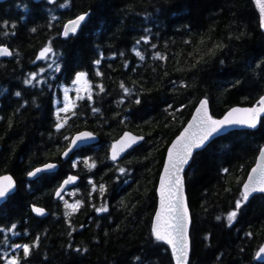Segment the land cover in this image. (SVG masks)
<instances>
[{"label":"trees","instance_id":"16d2710c","mask_svg":"<svg viewBox=\"0 0 264 264\" xmlns=\"http://www.w3.org/2000/svg\"><path fill=\"white\" fill-rule=\"evenodd\" d=\"M63 2L0 4V45L12 52L0 61V175L10 174L17 185L0 207V228L16 224L15 235L0 232V264L11 256L23 257V250L11 245L31 244L37 236L38 245L21 264H137L136 257L143 264H173L168 247L150 234L166 149L201 99L209 101L211 114L219 118L233 106L255 105L264 94V66L257 67L264 65L258 15L251 0H69L61 8ZM84 12L90 15L82 28L62 38L63 23ZM145 35L149 42L137 44ZM48 44L53 69L37 63ZM214 45L223 47L210 55ZM155 52L167 59H153ZM97 59L99 65L93 63ZM81 71L92 100L84 94L71 111L59 113L61 122L65 115L68 121L57 131L55 97ZM30 74L35 78L25 85ZM121 83L131 90L129 95ZM84 130L95 134L98 143L62 161L70 138ZM125 131L144 141L111 163L110 143ZM261 146L264 120L258 130L218 138L193 158L185 175L190 264H257L254 255L264 242V196L247 201L232 225L224 218ZM86 159L95 167L89 169ZM45 163L56 164V170L28 182L27 172ZM71 174L79 182L54 200L53 192ZM67 199L81 201L68 223ZM33 205L45 209V216H33ZM101 206L107 211L97 213L94 209Z\"/></svg>","mask_w":264,"mask_h":264},{"label":"snow or ice","instance_id":"6c2138e0","mask_svg":"<svg viewBox=\"0 0 264 264\" xmlns=\"http://www.w3.org/2000/svg\"><path fill=\"white\" fill-rule=\"evenodd\" d=\"M55 0H47L48 4H53ZM69 4V0H64V2L60 5L61 8L67 7ZM255 4L259 9V27L264 30V0H255ZM88 12L81 13L75 16L72 19L67 20L63 25V30L60 35L67 37L69 34H76L78 29L81 28V23L86 20V17H89ZM56 17L53 16L52 19ZM4 26H7V21L4 22ZM15 25H13L14 27ZM35 31V29H32ZM148 31L147 29L145 30ZM144 41V43L149 42V37L147 35L142 36L140 40L137 41V44L140 41ZM185 44H188L189 41H184ZM203 43V41H201ZM153 48L156 45H152ZM223 45H214L212 49L209 50L210 55H215V52L222 48ZM135 51V55L139 57L140 60H144L145 57L140 51ZM52 52V48L50 44L45 45L40 54L37 56V59L44 58L47 53ZM12 52L9 50L7 46L0 45V56H11ZM123 55V54H121ZM153 59L166 60L167 57L161 54L160 52L153 53ZM94 64L99 65L100 60H94ZM199 63V62H198ZM224 63V61H221ZM264 65L257 64V67H262ZM51 67V65H49ZM192 67H196L195 64ZM57 71H60V66L57 65ZM43 71V69H41ZM97 76L102 75L99 71L96 73ZM35 78V74H30V77L24 80V84L28 85L32 82V79ZM83 81V89L81 87V82ZM72 83L77 85L75 91L77 93V99H83L84 96H81L80 93L83 90L86 94V98L88 101L92 100L91 86L88 84L86 79L85 72H77L75 74V78ZM237 84L240 81H236ZM100 91L103 92L104 88L102 85H97ZM181 87H187V85L181 83ZM120 88L126 95L131 93V90L127 88L123 83L120 84ZM65 91V103L64 107L57 110V123L55 124V128L59 131L61 128L65 126L68 121L67 115L63 118V122H61L59 118V113L64 112L68 113L75 107V102L71 101L67 94V89ZM16 96H20V92L15 93ZM123 101H121L122 103ZM142 101L140 98L135 100L136 104H140ZM209 101L205 99H201L199 104L195 107V111L191 116V119L187 122V125L183 128V131L180 132L178 136L168 145L167 155L164 159V167L163 172L160 176V184L156 189L160 202L159 207L155 213V216L151 222V237L154 238L156 242H162L166 244L171 249V258L174 261V264H190L189 259V210L185 203L184 199V179L181 176V173L184 171L185 165L189 164V161L193 155V150L200 148L205 144L206 141L209 140L215 134L220 133L223 129L232 127V126H242L249 129H255L264 117V95H261L259 99L256 101L255 105L247 108H239L233 107L230 108L227 112L223 114L221 118H214L212 114H210L208 109ZM183 107V106H181ZM179 110V109H178ZM92 111L98 112L99 109L93 108ZM74 114V113H73ZM92 138V133L90 132H78L75 136L71 137L70 143L68 144L67 150L63 153V156H68L69 151L73 148V146L77 145L78 142L84 141ZM65 140H69V137L65 136ZM142 137L132 136L129 133L125 132L119 140L114 141L110 147V159L115 161L117 157L125 152L127 149L131 148L135 145ZM85 165L89 167V169L95 167V163L89 164L88 160L84 161ZM77 166L76 161H72V167L75 168ZM57 165L54 163H45L41 167H36L31 171L27 172L28 177H36L38 173L45 172L51 169L56 168ZM120 172H124L125 169L120 168ZM224 172H228V169H224ZM77 179L76 176H69L64 184L71 183ZM89 183H92L89 181ZM242 187L239 189L240 195L234 201V208L227 212V215L224 219H226L228 225H232L233 221L237 219L238 214L240 213L242 206L249 200L250 196L253 193H264V146H261L259 149V156L256 160L255 166L248 173L247 179L245 181L239 182ZM63 187V185H61ZM15 188V182L11 176L5 175L0 176V200H6L13 193ZM231 189H226V191H230ZM99 191L101 194L105 191V186L103 184L99 185ZM56 196L62 199L61 192L58 189L56 191ZM81 206V201L77 200L75 203L64 202V217L66 223H68V218L75 213L79 207ZM97 213L107 211V208L101 206L94 209ZM32 212L37 215H43L45 209L32 206ZM217 220H221V216L216 217ZM69 227L71 225L69 224ZM83 227V225H81ZM16 228V224H12L8 228H0V232H11L12 234H16L13 230ZM68 235L71 236V231L68 232ZM246 236H251L252 233H245ZM207 239V237H205ZM39 242V236H37L31 244H13L12 248L19 250H23V257L18 258L17 256L8 257L6 260V264H21V260L28 258L31 253V249L36 247ZM7 244V240L4 241ZM76 251H81L80 249H76ZM87 251V249H84ZM243 251V249H242ZM264 254V244L259 246L258 251L255 252V257H262ZM7 256V253L4 254ZM3 258V257H0ZM137 264H143V261L140 257L135 258Z\"/></svg>","mask_w":264,"mask_h":264},{"label":"water","instance_id":"95a60500","mask_svg":"<svg viewBox=\"0 0 264 264\" xmlns=\"http://www.w3.org/2000/svg\"><path fill=\"white\" fill-rule=\"evenodd\" d=\"M8 1H10V0H0V4L1 3H5V2H8ZM33 1H38V0H33ZM251 3H252V5H253V8H254V10H255V12H256V14L258 15V19H260V17H259V9L257 8V6H256V4H255V0H251ZM88 19V17H86V20ZM86 20L85 21H83L82 23H81V28H82V26L85 24V22H86ZM67 22V21H66ZM66 22H64V23H66ZM64 23H63V25H64ZM63 25H62V28H61V32H62V30H63ZM80 28V29H81ZM260 28V27H259ZM80 29H78V31L80 30ZM77 31V32H78ZM260 31L262 32V34H264V30H262L261 28H260ZM72 35H74V34H69V36H67V37H64V36H62L61 35V37L62 38H64V39H66V38H69V37H71ZM10 50V49H9ZM8 58H10V56H0V61L1 60H4V59H8ZM264 95V94H263ZM203 99H205V98H203ZM198 104H199V102H198ZM197 104V105H198ZM196 105V106H197ZM233 107H239V108H247V107H252V106H233ZM233 107H231V108H233ZM208 109H209V112H210V114H211V110H210V103L208 104ZM194 111H195V109L193 110V112L191 113V115H190V117H189V119H188V121L191 119V116H192V114L194 113ZM228 111V110H227ZM226 111V112H227ZM223 116V115H222ZM221 116V117H222ZM221 117H219V118H221ZM262 117H264V114H262ZM215 118V117H214ZM187 121V122H188ZM187 122H186V124L183 126V128L187 125ZM260 124H261V122L260 123H258V126L255 128V129H249V128H246V127H242V126H232V127H228V128H225V129H223L220 133H218V134H215V135H213L212 137H210L209 138V140L208 141H206L205 142V144L204 145H202L200 148H198V149H194L193 150V155H192V157H191V159H190V161H189V164L188 165H185V168H184V171L181 173V176L183 177V179H184V199H185V203H186V205H187V207H188V210H189V217H190V224H189V228H188V231H189V248H190V229H191V212H190V209H189V205H188V200H187V195H186V187H185V175H186V173H187V171H188V169H189V167L191 166V164H192V161H193V158L199 153V152H201V151H203L211 142H213L214 140H216V139H218V138H221V137H223V136H226V135H228V134H230V133H233V132H238V131H256V130H258L259 129V127H260ZM183 128L180 130V132L181 131H183ZM81 132H90V131H87V130H84V131H81ZM125 132H127V133H129L130 135H132V136H137V137H142V136H138V135H135L134 133H132V132H130V131H125ZM125 132H123L116 140H119L120 138H121V136L125 133ZM180 132L176 135V136H178L179 134H180ZM90 133H92V132H90ZM77 134V133H76ZM76 134H74L73 136H75ZM72 136V137H73ZM176 136H175V138H176ZM174 138V139H175ZM173 139V140H174ZM70 140H71V138H70ZM70 140H69V143H70ZM98 137L95 135V134H93L92 133V138L91 139H87V140H84V141H80V142H78V144L77 145H75V146H73V148L71 149V151H69V153H68V156H63V153L67 150V148H68V145H67V148L62 152V154H61V156H60V158H61V160L62 161H66L72 154H74L75 152H77L78 150H80L81 148H83V147H87V146H92V145H96L97 143H98ZM116 140H114V141H116ZM172 140V141H173ZM114 141H112L111 143H110V147H111V144L114 142ZM143 141H144V138L142 137V139L141 140H139L135 145H133L131 148H129V149H127L125 152H123V153H121L118 157H117V159L115 160V161H113V160H111L110 159V147H109V151H108V158H109V161L111 162V163H118V162H120L130 151H132L133 149H135L136 147H138V146H140L142 143H143ZM171 141V142H172ZM170 142V143H171ZM68 143V144H69ZM168 148V147H167ZM166 155H167V149H166V152H165V156H164V159L166 158ZM258 156H259V152H258V155H257V157H256V159H255V162H254V164H253V166L249 169V171H248V173L251 171V169L255 166V164H256V160H257V158H258ZM42 166V165H41ZM41 166H38V167H41ZM163 167H164V160H163V164H162V168H161V170H160V173H159V176H158V180H157V184H156V188H155V196H156V206H155V210H154V213H153V215H152V219H153V217L155 216V213H156V211H157V209H158V207H159V202H160V198H159V195H158V193H157V191H156V189L159 187V184H160V176H161V174H162V172H163ZM57 168V167H56ZM56 168H54V169H51V170H48V171H45V172H41V173H38L37 174V176L36 177H28V176H26V180L28 181V182H32V181H36L37 179H39V177L41 176V175H43V174H45V173H52V172H54L55 170H56ZM248 173H247V175H246V178H245V180L247 179V176H248ZM5 175H8V176H11L10 174H3V175H0V176H5ZM69 176H76V175H69ZM69 176H67L61 183H60V185L55 189V191L53 192V199L54 200H58V199H60L59 197H57L56 196V191L59 189L60 190V192H61V196H63L67 191H69V190H71L78 182H79V177H77V179L75 180V181H73V182H71V183H68V184H64V181L69 177ZM12 177V176H11ZM13 178V177H12ZM244 180V181H245ZM13 181H14V179H13ZM15 182V181H14ZM61 185H63V187H61ZM242 187V186H241ZM16 188H17V185H16V182H15V188H14V190H13V193L10 195V197L12 196V195H14L15 194V192H16ZM258 195H263L264 196V193H259V192H257V193H253L251 196H250V198H249V200L248 201H250V200H252L255 196H258ZM7 200H8V198L6 199V200H0V207L2 206V205H4L6 202H7ZM37 207V206H36ZM31 213H32V215L33 216H35V217H43L44 215H45V212H44V214L43 215H37V214H35L34 212H32V207H31ZM152 219H151V222H152ZM263 244H264V242H263ZM166 245V244H165ZM167 246V245H166ZM168 247V246H167ZM168 249H169V251H170V254H171V249L168 247ZM259 249V248H258ZM258 249H257V251H258ZM189 258H190V250H189ZM254 261L257 263V264H264V254H262V257H255V255H254ZM173 262V264H174V261H172Z\"/></svg>","mask_w":264,"mask_h":264},{"label":"rangeland","instance_id":"374dc122","mask_svg":"<svg viewBox=\"0 0 264 264\" xmlns=\"http://www.w3.org/2000/svg\"><path fill=\"white\" fill-rule=\"evenodd\" d=\"M41 52V51H40ZM40 54V53H39ZM37 63H39L40 65H42L44 68H51L53 69L54 67V61H53V53L50 52V53H47L46 56L44 58H41V59H37ZM49 65H51V67H49ZM73 81V80H72ZM72 81L68 84V85H62L59 87V90H58V95L55 97V108H56V111L60 108H63L64 107V103H65V89H67V94H68V97L71 101H76L77 100V93L75 91L77 85H74L72 83ZM83 81L81 82V87L83 89ZM85 94V92L82 90L80 95L83 96ZM60 114H66L64 112H60ZM69 199H67V202L70 203L68 201Z\"/></svg>","mask_w":264,"mask_h":264}]
</instances>
